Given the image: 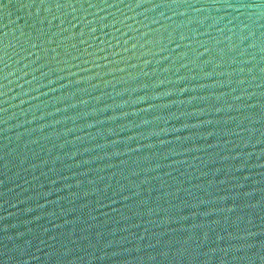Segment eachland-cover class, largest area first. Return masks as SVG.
<instances>
[{"label": "water", "instance_id": "1", "mask_svg": "<svg viewBox=\"0 0 264 264\" xmlns=\"http://www.w3.org/2000/svg\"><path fill=\"white\" fill-rule=\"evenodd\" d=\"M0 264H264V0H0Z\"/></svg>", "mask_w": 264, "mask_h": 264}]
</instances>
